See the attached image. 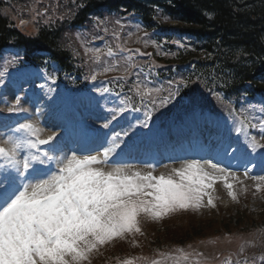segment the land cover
Masks as SVG:
<instances>
[{
	"label": "snow or ice",
	"instance_id": "snow-or-ice-1",
	"mask_svg": "<svg viewBox=\"0 0 264 264\" xmlns=\"http://www.w3.org/2000/svg\"><path fill=\"white\" fill-rule=\"evenodd\" d=\"M80 6L81 4H76V7ZM165 17L170 22H179L175 18H168L167 14ZM97 26H100V21H97ZM104 31L107 32L108 29L104 28ZM145 35H148L147 32ZM120 51L128 50L120 47ZM94 54L98 58L100 52ZM135 54L141 57L152 55L139 49H136ZM107 55H114L111 48H108ZM115 70L116 64L104 68V72ZM91 79L95 80L96 76L93 75ZM173 83L176 87H170L168 97L160 101L163 106L179 94L180 83L184 82H169L170 85ZM153 91L159 90L141 92L137 85V93L142 98L151 97ZM151 103L155 104V99ZM124 111L126 107H121L118 112L114 110L111 118L115 120L117 114ZM146 117L142 127L148 126L151 113H146ZM241 124L260 128L261 139H264V120L257 124L244 117ZM20 130L29 139H10L0 146V159L14 169L5 167L0 170V264H92V258L100 248L113 241L131 236L133 246H137L135 237L143 235L141 217L159 221L177 212L199 210L202 207L215 208L210 190L213 188V181L220 178L216 174L222 175L228 195L238 202L233 191L234 183H229L228 179L240 184L243 181L225 169L216 168L214 164L200 165L198 161H193L180 169H173L174 176L178 179L173 176L166 178L164 175L156 177L151 172L144 174L125 167L106 170L110 167L109 158L120 147L119 143L104 147L102 153L97 150V155L80 157L74 154L57 160L56 171L48 169V178L33 183L28 177L41 171L39 165L50 162L53 158L47 154L40 157L38 153L24 156L23 151L38 149L40 145L55 140L56 136L53 133L43 138V129L29 123L22 124ZM131 130L129 124L124 135L127 136ZM252 141L254 148H264V143L255 137ZM120 142L125 143L123 140ZM205 168L212 169V173L205 171ZM245 178L256 179L247 172ZM262 185L264 176L258 178L257 192L264 191ZM261 237V249L264 252V232ZM177 251L180 253L179 258L167 259L189 261L193 255L182 249ZM243 253L244 247L241 246L240 254ZM160 255L164 256L163 253ZM116 264H134V261L117 260ZM150 264L163 262L153 259ZM194 264H206V261L197 259ZM221 264H233V261L226 257ZM235 264H249V261L245 258L243 261L237 260ZM261 264H264V255L261 257Z\"/></svg>",
	"mask_w": 264,
	"mask_h": 264
},
{
	"label": "trees",
	"instance_id": "trees-1",
	"mask_svg": "<svg viewBox=\"0 0 264 264\" xmlns=\"http://www.w3.org/2000/svg\"><path fill=\"white\" fill-rule=\"evenodd\" d=\"M7 5L6 0H0V50L12 46L19 49L28 61L42 62L45 58L66 69L70 51L65 34L70 24L59 22L47 30H40L37 37L30 39L14 28L5 11ZM97 5L98 8L114 9L118 5L125 10L133 8L144 18L151 13L146 6H156L159 14H168L169 18L181 22L179 28L205 36L207 48L213 54L211 65H205L209 66L206 70L208 73L215 71L220 81L226 84L224 91L227 93L242 90L243 84L252 83V77L264 68V0H87L85 10L78 18H83L85 12L92 11ZM214 61L217 64L213 65ZM246 218L237 219L235 226L238 230L255 228L256 225ZM260 220L264 221V212ZM186 229L175 226L166 232L165 237H171L173 244L179 245L191 241L192 236L207 233L198 225L196 233L189 228L187 234Z\"/></svg>",
	"mask_w": 264,
	"mask_h": 264
},
{
	"label": "rangeland",
	"instance_id": "rangeland-1",
	"mask_svg": "<svg viewBox=\"0 0 264 264\" xmlns=\"http://www.w3.org/2000/svg\"><path fill=\"white\" fill-rule=\"evenodd\" d=\"M27 2H29L28 11H26L23 8V6H25L23 4H16L12 9L15 12H13L12 14L13 16L11 19L18 22L19 21L18 19L21 18L22 20V22L20 23L21 25L23 23H28L29 25H31L32 23L33 24L36 23V20H39L40 22H46L47 20H42L43 14L44 16L46 15L45 12L46 10H51V12L55 14L57 13L55 7H51L45 4V3H49L48 0L47 1L28 0ZM45 19H48V16H46ZM28 29H29L28 31H30L31 27ZM132 29L133 30L135 29L134 25H132ZM172 32H175L174 34H176V31H174V29H172ZM168 37H170L169 34ZM175 37L176 36L170 37L171 39H173L172 42L170 41L166 42L167 38L163 39L162 42H164L165 44L174 43L176 45H179L180 41L175 39ZM140 46L142 48L145 47L146 49H150V51H152V55H156V56H158L159 50L162 51L157 46V43L153 40H151L150 42L147 41V43L141 42ZM150 51L147 53H150ZM145 57H149V56H145ZM54 77L55 76H53L52 79L50 81L48 80L46 83V93H48L46 98H44V90L41 92L38 90L37 87L31 89L32 95H26V93H24V89L27 87V85H24L25 83L22 82L23 80L21 79L15 81L14 80L15 78L8 76V78H5V80L1 81L0 82V122L9 120L12 116L18 114V116L21 117V119L18 121V126H21L22 124H26V123L32 124L35 127L43 129L44 132L43 138H46L47 135H51L55 133L56 136L58 134L57 126L63 123V119H65L64 117L66 113L68 112V110L72 108L81 113V116H83L81 120L83 121V124L87 125V120L89 118L88 115L97 118L98 120L94 122L95 127L93 125V128L90 126L89 128L95 129V131H98L97 129L100 128L98 135L101 137L105 136L106 134L104 131H107V133L110 131V129H108L109 128L108 118L112 119L111 117L114 114V110H116L117 107L114 105L116 100L113 99L112 95L109 94L107 96H104L101 90L104 89L106 84H109V86L113 88L112 84H116L117 80L119 79H117V77H113L110 79L105 78V79L96 80V82L89 85V88L91 90H87V92L81 93L70 89L63 92L62 91L59 92L58 90H53L55 87L59 86L58 81L53 80ZM141 87L143 90H148L145 88L144 85H141ZM33 97L39 101L38 104L34 103ZM42 98L44 99L41 100ZM17 101H19V103H17ZM172 103L173 106L179 108V104H176L173 101ZM10 109H15V110L10 111ZM116 111L118 112V110ZM43 117H45L46 120H44ZM261 120H264V113L263 116L261 117ZM144 121H140L139 123H143ZM259 122L260 120H257V124H259ZM47 124H49V126ZM17 127L16 125H13L12 128L8 127L7 129L0 130V131H6L0 133V146H3L4 141L6 140H10V139L20 140L19 137L15 136L13 132L17 129ZM127 129L128 128L111 132L110 136L114 137L117 135H124V132ZM219 131L220 134H224L223 133L224 130L222 131L219 129ZM128 132H132V130ZM261 135L262 133L260 128L258 127L253 128L250 136L248 137V140H250L253 143L252 138L255 137L257 140H260L261 143H264V139H261ZM234 140L235 137H232V131H229L227 133L226 143L227 145L230 146L231 149H233V145L236 148L241 141H244L240 136L236 144L229 143V142H234ZM249 150H250L249 146H245L243 148L244 152H247ZM45 154L52 157V154L48 152L43 153L42 157H44ZM70 156L71 155L58 152V155L55 157L58 158L59 160H62ZM180 162L181 161L173 164H162L159 167H145L141 169H130V170L139 171L144 174L151 172L152 175L156 177H159L160 175H164L166 178L169 176H173V178L178 179L177 177L174 176L173 169H180L186 166L188 163H191V162L183 161L185 162V164L183 165ZM8 166L9 168L12 169L11 165L8 164ZM109 169L110 168H107L106 170ZM205 171L212 173V169L210 168H205ZM216 175L220 177L213 181V188H212V196L214 198L216 207L200 208L196 214V217L198 219H207L209 217H212L214 213L215 214L218 213L220 215L223 214L234 215L238 211L242 212L244 208L247 211L251 212L252 214L253 213L258 214L261 212V208L264 205L263 191L257 192L256 184L258 182V178L264 176V167L260 166L259 164V166H256L255 168V173H253L252 175L248 174L251 177H255L256 178L255 180L246 179L244 173L234 174L235 176L239 177L240 180L243 181V184L235 183L231 180V178L228 179L229 183H234L233 191L237 195L238 202L233 201L232 198L228 195V189L225 187V180L223 179L222 175L221 174H216ZM205 182L207 183L209 181H205ZM262 188H264V185H262ZM113 242L102 246L97 254L102 253L104 255V249L105 250L109 249V247L113 244ZM92 264H94V261L92 262Z\"/></svg>",
	"mask_w": 264,
	"mask_h": 264
},
{
	"label": "bare ground",
	"instance_id": "bare-ground-1",
	"mask_svg": "<svg viewBox=\"0 0 264 264\" xmlns=\"http://www.w3.org/2000/svg\"><path fill=\"white\" fill-rule=\"evenodd\" d=\"M129 169H140V168H136V167H134V168H129ZM110 170V169H109Z\"/></svg>",
	"mask_w": 264,
	"mask_h": 264
}]
</instances>
